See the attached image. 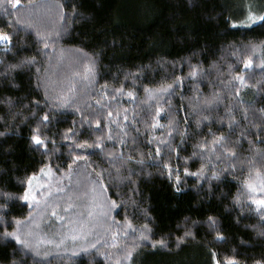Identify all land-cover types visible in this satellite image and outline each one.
Here are the masks:
<instances>
[{
	"label": "trees",
	"instance_id": "obj_1",
	"mask_svg": "<svg viewBox=\"0 0 264 264\" xmlns=\"http://www.w3.org/2000/svg\"><path fill=\"white\" fill-rule=\"evenodd\" d=\"M250 15L264 0H0V264H264V207L246 186L264 174V25ZM46 112L45 152L31 135ZM46 167L68 195L22 206ZM85 206L98 209L90 244L22 234L51 242L59 218L81 231ZM16 220L27 249L3 238Z\"/></svg>",
	"mask_w": 264,
	"mask_h": 264
},
{
	"label": "rangeland",
	"instance_id": "obj_2",
	"mask_svg": "<svg viewBox=\"0 0 264 264\" xmlns=\"http://www.w3.org/2000/svg\"><path fill=\"white\" fill-rule=\"evenodd\" d=\"M0 33H8L9 34V29L7 27L6 24L1 23L0 21ZM6 43L10 44V40ZM0 50H3V47H0ZM57 61V58H55L54 62ZM67 61H69V59H67ZM89 171V170H88ZM43 172L46 174H41V172L38 175H35V179H33L32 181V191L36 194V201H32V207H35V205L37 204V201L42 200L43 197H48L50 198V196H56V197H62L64 195H68V188L63 187V179L57 178L55 177V175L53 174V172L51 171V169L49 167H46L43 169ZM89 175H87V177H93L95 182H98L99 179L93 174V172L89 171L88 173ZM85 176V175H84ZM87 177H82L80 178V180L82 181V184L85 182L86 184L89 185V183L87 182L89 178ZM261 182H264V174H262L261 176L259 175V179H257L253 184L259 186L261 184ZM99 186V185H98ZM28 187V185H27ZM83 189H81L80 191L77 192V195L80 194V192L83 190L86 192V189L88 190V186H86L84 184V186L82 187ZM261 193L262 197L264 198V191H257L254 192V196L256 199H259V194ZM254 198V199H255ZM58 199V198H57ZM66 203L64 204V208L66 209L67 207L72 205V202L69 201V197H66ZM74 199V198H72ZM71 199V200H72ZM255 199V200H256ZM75 200V199H74ZM45 205V204H43ZM91 207V206H90ZM89 208V206H88ZM88 208L85 206V211L81 210L79 211V214L83 215L81 216V231L79 230L80 228H78L77 226H72L73 223L75 221L68 219L66 222L62 223V219L59 218L58 220V216L57 215H52V218L54 220H58L57 222V227H58V231H56L55 234H50L51 236L49 237L51 242H45L41 240V233H40V228H35L34 227H30L25 226L24 228H21L22 234H24L25 236H29V235H33L34 238V242L31 245H34L36 248L37 247H42V246H66V247H78V246H84L85 244H90V243H84L85 241H87L86 239L88 238L87 236H89V230L87 227V222L91 223L93 222V224H95L96 222V216H97V208L95 209V207L92 208L93 211L88 212ZM99 208V207H98ZM95 209V210H94ZM35 216V214L33 215ZM32 216V217H33ZM57 216V217H56ZM75 216V214H74ZM37 216H35L33 218V220H36ZM36 221H32L29 224H34L37 225ZM61 221V222H59ZM33 222V223H32ZM72 222V223H71ZM92 225V224H91ZM91 225L89 226L91 228ZM71 226V227H70ZM64 227L67 228V230L65 229V231L63 230ZM68 227H70V229L68 230ZM85 227V228H83ZM94 227V225H93ZM34 229V231H33ZM55 235V236H54ZM87 237V238H86ZM21 238V237H20ZM58 241V243H56V240ZM60 240V241H59ZM78 245V246H75Z\"/></svg>",
	"mask_w": 264,
	"mask_h": 264
},
{
	"label": "snow or ice",
	"instance_id": "obj_3",
	"mask_svg": "<svg viewBox=\"0 0 264 264\" xmlns=\"http://www.w3.org/2000/svg\"><path fill=\"white\" fill-rule=\"evenodd\" d=\"M20 0H11L12 3V8L15 9L18 5H19ZM250 23L248 25H246V27L251 28L252 26L256 25V24H261L264 25V15H260L258 17L253 18L251 15L248 17ZM233 27H237L240 25L237 24H233ZM41 39H43L41 37ZM10 40V35L8 33H0V47H3L4 51H10L12 45L9 43H6ZM44 47L47 48L48 44L47 42L44 43ZM22 63H27V64H33L35 63V59H31V60H27V61H23ZM251 62H247L245 64V68L247 69L250 66ZM191 75L195 76L196 72L195 70L191 73ZM240 81L243 83L244 78L240 77L239 78ZM172 86L169 85V88H171ZM163 91H168V89H163ZM131 95V93L129 94ZM45 103L47 104V98L45 100ZM36 107H39V101L36 102L35 104ZM68 102L64 101L63 103L60 104H53L50 105V111H55L56 114H62L60 112L61 108H65L68 107ZM109 115H111V113H109ZM53 116L49 114V112H46L41 118H39L38 122H37V126L35 128L32 129V135H31V143L32 145L37 149H41L43 148L44 151H47V144L49 142V137L46 135L42 134L41 129L42 128H47L53 120ZM69 132H71V129L69 130ZM6 135V133L4 132H0V136ZM67 134L65 135V139H67ZM223 139V138H221ZM52 143L54 144L55 141L53 140ZM219 143V140L216 142ZM92 145H88V144H78L76 145V147L78 148H85V147H91ZM96 147H99V144L96 145ZM158 154H159V149L157 150ZM165 167H167V165H165ZM187 175H192V176H202L205 179H208V177L204 176L203 171L199 172V173H188L187 169L185 170ZM41 174H46L43 172V169L41 170ZM169 174L171 175V170L169 169ZM259 176V173L257 174ZM220 177L217 174H213V176L211 177V179H219ZM33 179H35V174L32 177H29L26 181L28 187L25 189L24 194L22 196L19 197V200L22 202V206L23 204L27 203L29 208L32 207L31 202L32 201H36V194L32 191V181ZM179 176L177 175V181L179 183ZM247 188L249 189L250 192H257V191H264V182H261V184L259 186L253 184V183H249L246 185ZM176 191H181V189L177 186L176 187ZM3 193H0V196H3ZM7 199H13V197H7ZM38 203V201H37ZM254 204H256L258 206V210L261 207H264V198L262 199H256L253 201ZM112 207H116V205L113 203ZM55 214V213H54ZM62 219V218H61ZM15 223L17 224L18 228L17 231L14 232H7L5 231L4 233V239H7L8 237H11L13 239H15L16 243L21 245L23 248L27 249L29 248V244L27 243V241L23 240L20 238V236L18 235V231H19V225L22 223V221L20 220H16ZM209 223L210 226H214L215 225V220L212 217H209ZM146 227V226H145ZM190 235V233L186 232L185 236ZM217 238L218 239H222V237L219 235V233L217 234ZM141 239L142 240H148L149 237L147 235H144L143 232L141 233ZM178 239H182V238H178ZM153 248L160 246V247H167V243L165 240H160V241H155L153 242ZM92 247H95L94 245ZM86 251V250H85ZM132 253L129 252L128 256L131 257Z\"/></svg>",
	"mask_w": 264,
	"mask_h": 264
}]
</instances>
